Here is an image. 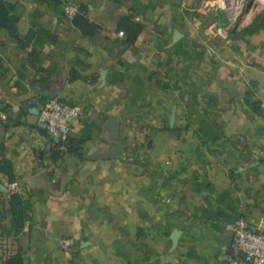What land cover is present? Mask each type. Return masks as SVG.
Returning <instances> with one entry per match:
<instances>
[{
    "label": "crops",
    "instance_id": "1",
    "mask_svg": "<svg viewBox=\"0 0 264 264\" xmlns=\"http://www.w3.org/2000/svg\"><path fill=\"white\" fill-rule=\"evenodd\" d=\"M4 1L18 21L0 30V264H225L235 230L264 234V30L218 40L187 0ZM67 2L96 35L66 18ZM121 21L143 27L134 44ZM59 89L82 113L54 143L26 109ZM118 144L122 157H104Z\"/></svg>",
    "mask_w": 264,
    "mask_h": 264
},
{
    "label": "built area",
    "instance_id": "2",
    "mask_svg": "<svg viewBox=\"0 0 264 264\" xmlns=\"http://www.w3.org/2000/svg\"><path fill=\"white\" fill-rule=\"evenodd\" d=\"M64 13L72 21L79 9L75 4L67 2ZM120 36H124V33L121 32ZM81 113L79 107L71 106L60 99H46L40 105L38 124L54 143L66 142L72 122L78 121ZM9 191L11 195L20 193L17 184H11ZM63 243L66 249L74 247V242L70 239ZM225 264H264V234L246 226L235 230Z\"/></svg>",
    "mask_w": 264,
    "mask_h": 264
},
{
    "label": "trees",
    "instance_id": "3",
    "mask_svg": "<svg viewBox=\"0 0 264 264\" xmlns=\"http://www.w3.org/2000/svg\"><path fill=\"white\" fill-rule=\"evenodd\" d=\"M54 3L56 7H61L63 5L62 0H48ZM196 3L201 0H193ZM84 8L79 9V13L72 20L73 24L81 29L85 34L89 36L96 35L98 28L96 25L90 23L86 18H84L82 12ZM15 11V6L9 3H6L4 0H0V30L5 29L8 30L12 35L16 34V22L17 18L13 17V12ZM226 22L227 19L224 18ZM119 29L124 31L127 34V42L129 44H134L140 33L143 31V27L140 24L129 22V21H121L119 24ZM264 30V12L256 17L254 22L243 32V34H253L257 31ZM22 48L26 47V44L21 41ZM43 73L49 74V71L42 70ZM77 77L72 76L70 81L76 80ZM79 143L74 141H68L66 146L70 152H75L81 157V149L77 148ZM57 146H60L57 145ZM7 173H9L8 169H5ZM10 174V173H9ZM10 206L13 209V218L14 221L19 225L23 226L27 221L28 217L26 213L28 211V204L22 199L20 194H13L10 196ZM7 264H23L22 258L20 256H16L8 261Z\"/></svg>",
    "mask_w": 264,
    "mask_h": 264
},
{
    "label": "rangeland",
    "instance_id": "4",
    "mask_svg": "<svg viewBox=\"0 0 264 264\" xmlns=\"http://www.w3.org/2000/svg\"><path fill=\"white\" fill-rule=\"evenodd\" d=\"M204 1L210 2V5L205 7ZM257 1L258 0H201L196 3L193 0H187V2L192 5L191 8L188 6L187 9L200 11L187 13L192 14V17L195 15L197 16L198 30L210 29L214 35L218 37V40L222 39L228 41L231 40L232 32L237 30H241L242 33L244 32L245 24L254 16L253 13L251 14V9L259 5ZM202 3H204V5ZM196 5H198V7ZM224 18L227 19L226 22ZM259 32L260 31H257V33Z\"/></svg>",
    "mask_w": 264,
    "mask_h": 264
},
{
    "label": "water",
    "instance_id": "5",
    "mask_svg": "<svg viewBox=\"0 0 264 264\" xmlns=\"http://www.w3.org/2000/svg\"><path fill=\"white\" fill-rule=\"evenodd\" d=\"M180 37H182V34L178 31L175 30L174 31V36H173V42L177 43L180 39ZM62 89L59 90H55V91H37L38 94L44 98V99H58L62 93ZM28 112L32 113V112H36V113H40V107H39V102H35L34 104H30L27 109ZM124 155V149L123 146L121 144H118V148L115 152L108 154L104 157H122ZM72 178L70 177H66L64 178L61 183H60V190L59 191H55L53 190V188H49L51 194L55 195V196H60L62 195V193L65 191V189L67 188L68 184L71 182ZM172 241L174 245H177L178 242V233H174L173 237H172Z\"/></svg>",
    "mask_w": 264,
    "mask_h": 264
}]
</instances>
